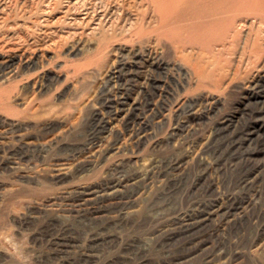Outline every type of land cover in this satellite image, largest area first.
Returning a JSON list of instances; mask_svg holds the SVG:
<instances>
[{"label": "rangeland", "instance_id": "obj_1", "mask_svg": "<svg viewBox=\"0 0 264 264\" xmlns=\"http://www.w3.org/2000/svg\"><path fill=\"white\" fill-rule=\"evenodd\" d=\"M151 7L0 0V47L47 51L0 94V264H264V25L186 56Z\"/></svg>", "mask_w": 264, "mask_h": 264}, {"label": "bare ground", "instance_id": "obj_2", "mask_svg": "<svg viewBox=\"0 0 264 264\" xmlns=\"http://www.w3.org/2000/svg\"><path fill=\"white\" fill-rule=\"evenodd\" d=\"M151 1L153 2V6H155V9L153 7H151L154 9L153 13H157V14H155L156 16H154V18H153L154 20H151L147 23L150 25L155 24L158 26V28L163 29L161 36L163 35V33L166 32L169 35V38L171 40L179 42L178 43L179 44V47H178L179 53L191 52L192 54H194L193 52H195L197 50V46L206 47L208 44L210 45L211 43H218V42L222 41L221 39L223 36H221L220 38H218V37L220 35H222L221 32H223V31L226 32V30H229L235 34L238 31V28L240 26L244 25L242 23L243 20L241 19L243 17H245V18L246 17H253V18L257 19L258 24L264 25V0H151ZM27 2H28V0H27ZM7 3H9V2H7ZM149 3H151V2H149ZM4 5H6L5 1H4ZM5 8H7V7H5ZM5 8H3V9H5ZM7 10L9 11V8ZM29 10H30V8H29ZM3 11L4 10H2V12ZM5 11H6V9H5ZM31 11H33V10H31ZM4 13H2V14H4ZM6 13H7V11H6ZM12 14H13V12H12ZM15 14H14V17H15ZM4 16H6V15H4ZM9 16H8V18H9ZM16 16H19V15L17 14ZM2 17H3V15H2ZM157 17H158V19H157ZM5 18L3 17V20ZM13 18L11 19V21L13 20ZM240 20H242V21L240 22ZM15 21H17V19ZM5 22H6V20H5ZM142 22H144L143 18H142ZM15 24H18V23H15ZM4 25H6V24H4ZM11 25H13V24H11ZM171 29H174L175 32H173V31L170 32ZM231 32H229V33H231ZM166 33L163 36H166L167 35ZM213 33H214V35H213ZM254 33L255 32L252 31L246 37V44H245V46L246 45L251 46V48H252L251 52H249V50H248V52L251 53V55H253V54L255 55L257 41H259V40H257L258 38L256 39V37H255L258 34L255 33V35H254ZM228 37H230V36H228ZM234 37L239 38L236 35ZM225 38H226V36H225ZM226 39H227L226 41H228V38H226ZM225 43L226 42H224V44H223L224 45L223 48L218 50L219 51V57H220L222 52H224L225 50L228 51L229 47L227 46V43L226 44ZM44 49H46V48H44ZM44 49H39V50H35L32 52H26V51L15 50V49H13V50L8 49L7 50V48L0 47V94H4L5 92L8 91V89L5 88L4 86L8 82H10L13 78H16V77L22 75L24 71L30 70L32 67H37L40 63H42V60L45 58V53L47 52V51L45 52ZM28 50H30V49H28ZM231 51L232 50H230V52ZM242 51H244V50H242ZM188 53H186V56L189 55ZM203 53H204V51H203ZM243 54L244 53H242V55ZM203 55L201 54L202 57L200 60H202V58H204ZM215 55H216V53H215ZM256 56H258V52H257ZM187 58H190V57H187ZM198 71L201 74L205 73V69L204 70H198ZM213 73H215V72H213ZM210 77H211V75H210ZM31 86L34 89L33 92L38 90V84L36 82L33 83ZM16 100H19L18 96H16V98L14 99V101H16ZM36 100H38V99L32 98L31 101L28 102V104H30V105L34 104V103H36ZM71 126L72 125L68 126V128H67L68 131L71 129ZM53 142H54V139H51L50 141H48L46 143L44 142L45 144L43 143V146H47L48 144L53 143ZM77 169L78 168H76L74 165H72V163L63 164L62 168L60 169L61 170V179H67L69 176L74 174V172L77 171ZM147 174L148 173H146V175L140 174L139 177H142V178L145 177L146 178ZM125 189L120 188L119 185H117V184L116 185H105V186L100 187L97 191H94V195L96 197H101L104 199L105 198L106 199L118 198L121 195V193H123V190H125ZM78 191L81 194L84 192L88 193L86 190L81 191L80 188H76L75 192H78ZM210 204H211V206H210ZM210 204L205 205L204 207L200 206L201 209L198 210L197 214L192 219H198L199 220L201 218H207L212 213H217L216 212L217 210H221L220 207H217V209H215L216 204L215 205L214 204L212 205V203H210ZM133 213H134L133 211H125L121 214L120 217L127 218L128 216L132 215ZM189 220L190 219H186V221H189Z\"/></svg>", "mask_w": 264, "mask_h": 264}]
</instances>
